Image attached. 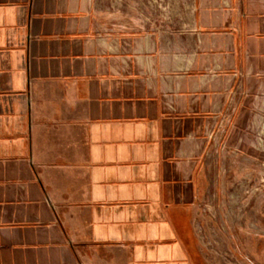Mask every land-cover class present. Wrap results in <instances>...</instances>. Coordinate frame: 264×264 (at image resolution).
Here are the masks:
<instances>
[{"label":"crops","instance_id":"obj_1","mask_svg":"<svg viewBox=\"0 0 264 264\" xmlns=\"http://www.w3.org/2000/svg\"><path fill=\"white\" fill-rule=\"evenodd\" d=\"M191 4L161 93L146 39L98 33L94 0H0V264H213L222 184L264 175V0ZM261 182L236 264H264Z\"/></svg>","mask_w":264,"mask_h":264},{"label":"rangeland","instance_id":"obj_2","mask_svg":"<svg viewBox=\"0 0 264 264\" xmlns=\"http://www.w3.org/2000/svg\"><path fill=\"white\" fill-rule=\"evenodd\" d=\"M94 10L98 33L105 31L111 38L128 33L137 40L146 39L144 56L148 66L143 79L158 92L169 93L180 74L175 57H187L194 49L191 0H94ZM262 180L264 175L259 171L252 178L238 176L237 181L222 184L219 213L215 205L211 206L216 219L209 217L204 222L203 241L209 262L236 264L238 258L231 251L234 215L240 219L237 224L244 222L241 214L250 207L253 197L260 196L257 186Z\"/></svg>","mask_w":264,"mask_h":264},{"label":"built area","instance_id":"obj_3","mask_svg":"<svg viewBox=\"0 0 264 264\" xmlns=\"http://www.w3.org/2000/svg\"><path fill=\"white\" fill-rule=\"evenodd\" d=\"M212 135H213L212 133H209V138H212Z\"/></svg>","mask_w":264,"mask_h":264}]
</instances>
